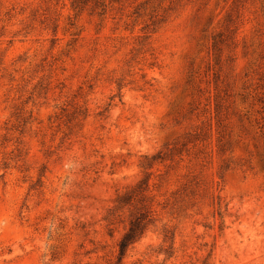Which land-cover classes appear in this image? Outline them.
Wrapping results in <instances>:
<instances>
[{
  "label": "rangeland",
  "instance_id": "rangeland-1",
  "mask_svg": "<svg viewBox=\"0 0 264 264\" xmlns=\"http://www.w3.org/2000/svg\"><path fill=\"white\" fill-rule=\"evenodd\" d=\"M0 264H264V0H0Z\"/></svg>",
  "mask_w": 264,
  "mask_h": 264
},
{
  "label": "trees",
  "instance_id": "trees-1",
  "mask_svg": "<svg viewBox=\"0 0 264 264\" xmlns=\"http://www.w3.org/2000/svg\"><path fill=\"white\" fill-rule=\"evenodd\" d=\"M145 233V225L143 223H131L129 230L123 236L121 241L119 242V252H120V260L126 254L129 246L136 243Z\"/></svg>",
  "mask_w": 264,
  "mask_h": 264
}]
</instances>
